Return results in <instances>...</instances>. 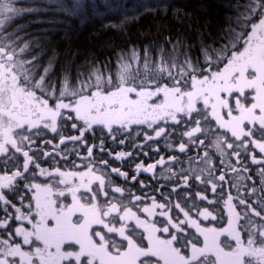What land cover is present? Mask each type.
I'll list each match as a JSON object with an SVG mask.
<instances>
[{"label":"snow or ice","instance_id":"obj_1","mask_svg":"<svg viewBox=\"0 0 264 264\" xmlns=\"http://www.w3.org/2000/svg\"><path fill=\"white\" fill-rule=\"evenodd\" d=\"M54 7L107 14L91 0ZM39 10L0 0V264H264V0L238 10L203 62L162 56L158 75L122 63L115 78L63 85L10 30ZM161 141L203 155L185 169ZM158 167L169 191L140 179Z\"/></svg>","mask_w":264,"mask_h":264},{"label":"trees","instance_id":"obj_2","mask_svg":"<svg viewBox=\"0 0 264 264\" xmlns=\"http://www.w3.org/2000/svg\"><path fill=\"white\" fill-rule=\"evenodd\" d=\"M91 2L99 5V12L107 14L101 17L79 13L68 18L54 6L59 3L71 8L73 0H44V8L42 5L34 6L40 9L34 12L38 14L37 18L10 22V30L19 31L20 37L31 45V52L39 58L40 65L47 67L51 63L53 84L59 80L63 85L65 76L78 84L94 71L102 73L105 79L109 76L115 78L122 63L129 64L128 71L138 78L145 74L158 75L157 66L162 56L166 63H171L174 58L178 64H183L186 58L203 62L204 46L218 47L222 41L213 42L227 30L236 19L238 10L250 0H116L120 6L110 12L103 7V0ZM133 52L138 53V60L132 58ZM146 63L148 67H145ZM197 152L203 155L200 149L187 155L172 152L161 141V154L166 159L168 155L179 156L185 169L189 167L188 158L195 157ZM158 159V155L139 156L136 162L154 163ZM76 162L80 163L79 158ZM179 167H176L177 171ZM67 169L68 166L63 165L62 170ZM252 169L250 174L258 184L259 168L252 166ZM127 170L133 171L134 164ZM160 171L158 167L155 177L141 174L140 179L155 187L163 188L167 184L164 190L169 191L172 183L161 177ZM244 175L243 183L252 184L253 180ZM226 179H233L231 173ZM139 187L137 182L136 188ZM147 191L150 193L151 188ZM235 193L233 188L232 194ZM208 194L211 196L210 192ZM252 200L255 201L256 197Z\"/></svg>","mask_w":264,"mask_h":264},{"label":"flooded vegetation","instance_id":"obj_3","mask_svg":"<svg viewBox=\"0 0 264 264\" xmlns=\"http://www.w3.org/2000/svg\"><path fill=\"white\" fill-rule=\"evenodd\" d=\"M17 7H37L39 5H42L44 8V0H14ZM33 5V6H31ZM44 11V9H43ZM38 14L31 13V14H25L22 17H18L15 19V21H28L33 18H37ZM12 23V22H11Z\"/></svg>","mask_w":264,"mask_h":264}]
</instances>
